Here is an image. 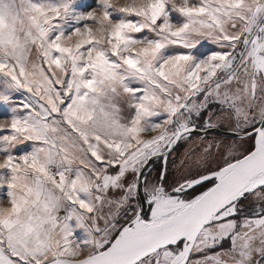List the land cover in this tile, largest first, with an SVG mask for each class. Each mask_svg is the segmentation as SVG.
Returning <instances> with one entry per match:
<instances>
[{"label": "snow or ice", "instance_id": "6c2138e0", "mask_svg": "<svg viewBox=\"0 0 264 264\" xmlns=\"http://www.w3.org/2000/svg\"><path fill=\"white\" fill-rule=\"evenodd\" d=\"M0 264H264V0H0Z\"/></svg>", "mask_w": 264, "mask_h": 264}, {"label": "rangeland", "instance_id": "374dc122", "mask_svg": "<svg viewBox=\"0 0 264 264\" xmlns=\"http://www.w3.org/2000/svg\"><path fill=\"white\" fill-rule=\"evenodd\" d=\"M85 2H91V0H85Z\"/></svg>", "mask_w": 264, "mask_h": 264}]
</instances>
